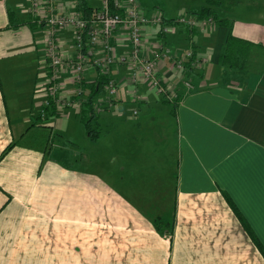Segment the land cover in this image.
Here are the masks:
<instances>
[{"label":"crops","instance_id":"crops-1","mask_svg":"<svg viewBox=\"0 0 264 264\" xmlns=\"http://www.w3.org/2000/svg\"><path fill=\"white\" fill-rule=\"evenodd\" d=\"M241 1H227L225 25L192 31L175 26L160 38L156 28L144 30L147 48L161 42L182 53L179 45L186 38L201 61L198 68L186 71L193 77L192 90L181 86L182 74L172 64L160 65L158 73L178 93L176 105L145 83L133 86L128 66L112 68L118 93L101 113V123L92 122L101 131L98 139L88 134L87 139L113 145L117 155L123 140L109 142L107 128L130 121L137 133L143 128L156 135L153 144L145 142L156 147L148 150L149 160L144 159L150 166L143 175L151 187L146 186L148 205L123 196L121 177L114 180L113 192L101 185V264H264L257 245L264 250V0ZM15 7L21 11L9 0H0V60L33 47L37 52L34 32L44 37V29L31 24L28 7L18 3ZM229 34L253 44L241 72L219 61ZM117 36V50L127 52V39ZM69 39L70 33L64 32L60 42L64 55L71 54ZM44 60L45 68V55ZM35 75L29 91L22 94L3 89L0 79V156L12 146L0 158V264H58L59 256L72 257L68 243V248L59 249L57 241L68 234L72 242L69 227L88 225L92 208L84 198L89 190L78 188L79 177L74 185L75 174L62 160L72 152L55 141L54 127L49 126V120L65 117L69 109L48 110L41 116L47 74L38 93ZM66 87L72 88L68 80ZM134 88L139 100L134 99ZM73 108L78 118V108ZM79 123L77 130L86 133ZM64 131L61 140L68 137ZM122 157L132 158L129 153ZM109 192L113 202L105 198ZM75 193L80 199H74ZM66 198L69 202L63 201ZM152 210L161 222L172 223L171 245L166 246L154 228ZM111 212L112 218L102 216Z\"/></svg>","mask_w":264,"mask_h":264},{"label":"built area","instance_id":"built-area-1","mask_svg":"<svg viewBox=\"0 0 264 264\" xmlns=\"http://www.w3.org/2000/svg\"><path fill=\"white\" fill-rule=\"evenodd\" d=\"M72 1L28 2L31 24L44 29L47 82L41 116L47 110L60 113L72 107H77L80 112L90 95L88 84L98 83L102 75L106 78L104 91L97 94L91 103L93 114L101 115L118 93V84L112 76V68L117 66H128L131 73L129 81L133 86L145 83L170 103L177 101L178 93L167 87L163 76L158 73L162 63L172 64L182 74L180 83L184 89H193V77L186 76V71L198 68L200 59L192 50L177 53L161 42L147 48L144 30L156 28L160 38L175 26H183L190 31L215 26L212 18H199L188 13L167 20L160 14L149 17L142 14L136 0H89L92 12L88 19H84ZM64 32L70 33L69 55H64L60 46ZM118 34L127 39V52L117 50ZM66 80L72 88H64ZM133 96L140 99L136 88ZM133 114L137 115V110Z\"/></svg>","mask_w":264,"mask_h":264},{"label":"rangeland","instance_id":"rangeland-1","mask_svg":"<svg viewBox=\"0 0 264 264\" xmlns=\"http://www.w3.org/2000/svg\"><path fill=\"white\" fill-rule=\"evenodd\" d=\"M9 1L11 2L12 8L16 11H21V7L16 8L15 3L22 5V8H27L29 5L27 0ZM242 1L241 4H248L251 0ZM136 2L140 12L148 17L150 15L160 14L165 15L166 18L173 17L174 19L188 14L190 9H196L204 5L203 0H136ZM34 34V45H37V52L34 50V47L33 50L29 51V47L27 48V51H29L27 53H24L25 51H15L11 58L0 60V79L3 89L12 88L20 94L24 91L27 93L32 83L31 79L36 76L35 74L37 72L38 82L37 85L35 84L34 89L36 93L41 90L43 75L45 77L46 73L43 66L45 63V50H43L44 37L39 31L34 32ZM188 45L186 38H184V40L182 38L179 50H190ZM36 54L37 58H35ZM161 99L162 98L159 100L161 101ZM128 106L131 105H126V107ZM75 113H77L76 108L69 109L66 111L65 117L49 120V126L54 127L56 134L55 141H62L61 143L72 152L69 155L63 152V154H65L62 160L70 167L69 170L75 174L72 175V177L74 176V185L78 182L77 177H79L81 184H79L78 188L89 190L88 197L86 198L84 196V198L89 199L92 208L90 209V216L88 217V225H74L73 227H69L68 232H72L73 235L72 242L69 241V237H67L69 236L68 234L62 236L63 240L59 239L57 241V248H68V243L70 246L69 248L73 250L72 257L70 255H67L68 257L64 256V258L59 256L58 264H101V185L105 184L110 191L113 192L114 180L121 177V179L124 180L123 183H121V190L124 191L123 196L125 195L127 199L138 202L141 205L147 204L148 201L145 200L147 193L146 186L149 188V183L143 179V175L146 172H150V166L145 164L144 159H147L145 158L146 155H151L148 153V150L156 147H152L151 145V148H149L147 146V143L153 144V137L156 135H153L151 131L148 134L143 128L138 130L139 133H137L135 129L130 128V123H132L130 121L127 122V124H118L117 126L110 125V128H107V140L109 142L114 139L123 140L120 152L115 155V147L113 145H106L101 141H89L86 137L87 133L81 134L77 130L80 126V120ZM96 121H100L101 123V115L93 120L95 123ZM33 122L40 127L41 122L36 119H34ZM64 129L66 130L64 132L67 133L65 136L69 138L65 137L61 140L60 135H62V130ZM37 130H39V132L42 131L39 128ZM40 140L41 138H38L37 142ZM67 140H69L70 143L67 142ZM101 143L104 145L102 146ZM117 144L120 145V143ZM128 153L132 156L131 159L128 157L120 158V156H126ZM62 160L59 159V162L63 163ZM122 160H124V162H122ZM140 184H142V187H139ZM140 189L142 191L139 192ZM149 189L151 190V187ZM80 195L79 193H75L74 199H80ZM150 195L152 198L154 194L150 193ZM58 198L62 200L60 195H58ZM105 198L112 202L114 200V196L110 192ZM63 201L69 202L67 198L63 199ZM152 211L154 215H152L151 219L155 228V225L159 224L161 219L157 216L156 211ZM74 212L80 215L81 210L75 209ZM112 215V212L111 214H102L106 219H109V217L112 218ZM157 232L166 246L171 245L173 231H168L163 228L161 232Z\"/></svg>","mask_w":264,"mask_h":264},{"label":"trees","instance_id":"trees-1","mask_svg":"<svg viewBox=\"0 0 264 264\" xmlns=\"http://www.w3.org/2000/svg\"><path fill=\"white\" fill-rule=\"evenodd\" d=\"M204 5L192 9L189 11V13L196 15L199 18H212L215 22V25H225L227 19L223 18V12L225 8V4L228 0H203ZM74 4H76V9L81 13L82 18L88 19L90 17V14L92 12V9L89 5V0H73ZM253 44L241 40L239 38H236L232 36L231 34L228 35L227 40L225 42V45L223 47L222 53L220 55L219 61L220 64L228 69L241 72L246 69L249 56H250V48ZM98 83L94 84H88L90 88V95L88 96L87 102L83 105L80 112H78V118L80 122L83 124L86 133L89 135V137L92 140H96L99 137L100 130L96 127H93V120L100 115H94L93 114V108H92V100L94 97L101 92V94L104 91V85L106 83V78L104 76H100L98 78ZM97 84L98 86L96 87ZM167 102V101H166ZM168 103V102H167ZM176 105V102L173 104ZM48 111V110H47ZM12 146L9 145L1 154L0 158H2L7 151L10 150ZM228 203L233 208L234 212H236V208L232 205V202L229 198H227ZM238 215V214H237ZM241 219V217H240ZM155 228L157 231H162L163 228H165L168 231H172V223H164L159 222V224L155 225ZM260 248V252L264 256V250L263 248L257 244Z\"/></svg>","mask_w":264,"mask_h":264}]
</instances>
